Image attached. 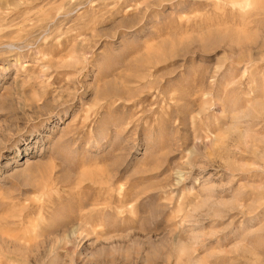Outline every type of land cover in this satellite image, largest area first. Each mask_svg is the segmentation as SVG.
<instances>
[{"label": "rangeland", "instance_id": "374dc122", "mask_svg": "<svg viewBox=\"0 0 264 264\" xmlns=\"http://www.w3.org/2000/svg\"><path fill=\"white\" fill-rule=\"evenodd\" d=\"M0 264H264V0H0Z\"/></svg>", "mask_w": 264, "mask_h": 264}]
</instances>
